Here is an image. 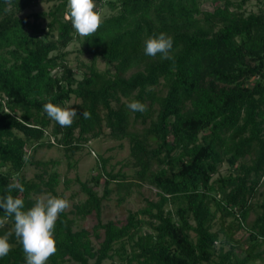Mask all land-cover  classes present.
I'll list each match as a JSON object with an SVG mask.
<instances>
[{"label": "trees", "instance_id": "1", "mask_svg": "<svg viewBox=\"0 0 264 264\" xmlns=\"http://www.w3.org/2000/svg\"><path fill=\"white\" fill-rule=\"evenodd\" d=\"M204 1L95 0L98 13L103 7L110 13L94 36L82 39L65 20L67 0H10L8 12L9 0H0V197L19 196L25 210L42 192L63 198L58 170L48 171L57 161L27 156L45 143L76 151L108 130L114 139L129 140L137 167L136 182L128 183L125 174L107 170L101 156L103 172L77 179L87 196L75 212L95 213L97 223L75 230L70 212H62L54 228L57 251L46 264L263 259L264 0L249 13V0H212L211 9ZM39 2L54 5L33 14V20L22 15ZM42 17L48 20L45 27ZM161 32L173 39L170 60L143 52L145 39ZM76 40L91 56L89 63L78 64L81 78L67 62V47ZM98 58L105 69H99ZM131 100L146 104L147 111L128 110ZM47 102L75 108L73 124L62 128L51 120L43 110ZM83 110L90 120L80 115ZM51 124L55 142L45 140ZM28 162L41 169L35 179L24 175ZM223 162L231 171L213 179ZM103 175L105 191L99 195L95 186ZM13 179L24 186L23 193L8 192ZM111 181L128 189L149 183L158 197L129 210L124 222L103 221ZM13 226L10 217L0 236ZM245 228L244 247L236 234ZM8 239L12 247L0 264H26L14 232Z\"/></svg>", "mask_w": 264, "mask_h": 264}, {"label": "rangeland", "instance_id": "2", "mask_svg": "<svg viewBox=\"0 0 264 264\" xmlns=\"http://www.w3.org/2000/svg\"><path fill=\"white\" fill-rule=\"evenodd\" d=\"M54 5V2H39L37 5L31 8H27L23 11L22 15L31 16V20L34 19L33 14L48 11ZM214 5L212 0H205L203 3L204 8H212ZM259 9L258 0H249L245 4V10L249 13L257 11ZM110 11L107 7H103L99 13L101 17L108 15ZM42 27H45L48 20L46 18H40ZM82 44L80 40H76L67 47L69 51L67 62L70 66H73L75 73L78 78H81L79 66L81 62L89 63L91 56L88 53H83L81 50ZM97 65L99 69L103 70L108 65L105 60L98 58ZM75 98H72L68 105H72ZM137 124L135 127H140ZM53 124L48 129L45 136V140H51L55 142L56 139L52 135ZM92 138L87 142L81 143V148L76 151H66L65 148L57 143L52 145L41 144L36 145L35 148H30L27 152V156L32 157L34 160H56L57 164L54 167H49L48 171L52 169L58 170L60 174V184L57 187V191L63 194V198H66L70 207L67 211L70 212L71 217L74 219V229L78 230L81 228L92 229L97 223V216L95 213L89 214L85 217L78 215L76 205L86 198V193L81 190V185L78 182V178L82 181L90 179L92 175L98 172H103L101 156L106 160V168L113 173H123L126 175V182H136V170L137 167L134 165V158L131 156L130 142L128 139L117 140L112 138L108 133ZM231 171L230 166L227 162H223L213 179L218 178L221 175L228 174ZM41 169L35 164L28 162L24 169V175L27 179H35V176ZM106 176L100 180V184L96 185L99 195L104 193V184ZM120 180V179H119ZM93 183V182H92ZM110 193L108 197L103 201L101 217L103 221L113 219L119 222H124L129 210H137L145 205L146 199H157V188L154 185L143 182L140 186L130 185L128 189L126 186L119 187L116 181H111L109 184ZM127 190L130 193L127 194ZM49 193L42 192L35 195L37 199L40 196L47 195ZM52 195V194H51ZM124 197L123 200H120ZM255 215L252 213L249 217V222L254 219ZM146 230V229H145ZM236 236L242 242L245 247L249 238L248 229H241L237 232ZM96 242V243H95ZM94 243L97 246V240L94 239ZM239 251L241 247L237 248ZM103 264H120L118 260L107 259ZM252 264H264L263 259Z\"/></svg>", "mask_w": 264, "mask_h": 264}, {"label": "clouds", "instance_id": "3", "mask_svg": "<svg viewBox=\"0 0 264 264\" xmlns=\"http://www.w3.org/2000/svg\"><path fill=\"white\" fill-rule=\"evenodd\" d=\"M5 11H11L10 0L9 7ZM65 20L71 22L73 30L82 39L94 36L103 22L96 10L95 0H67ZM172 48V37L161 32L158 36L145 39L143 52L152 58L159 55L162 60H170ZM125 107L132 112L147 111V105L138 100L127 102ZM43 110L62 128L70 127L78 115L75 108L62 107L52 102L45 103ZM80 115L85 120L91 119V113L87 110L80 112ZM14 189L20 193L24 192V186L17 179H13L7 186L9 193ZM69 207L70 203L66 198L51 194L38 197L35 204L27 210L24 209V200L19 196L14 197L9 194L0 197V209L5 213V216L0 218V227H4L10 217L14 219L12 231L0 236V258L10 252L12 246L8 238L14 232L15 237L22 244L26 264H46L57 251L54 238L56 221Z\"/></svg>", "mask_w": 264, "mask_h": 264}]
</instances>
